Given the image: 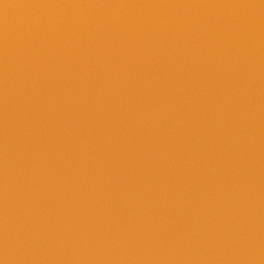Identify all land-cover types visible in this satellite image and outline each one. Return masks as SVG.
<instances>
[{
	"label": "water",
	"instance_id": "water-1",
	"mask_svg": "<svg viewBox=\"0 0 264 264\" xmlns=\"http://www.w3.org/2000/svg\"><path fill=\"white\" fill-rule=\"evenodd\" d=\"M0 264H264V0H0Z\"/></svg>",
	"mask_w": 264,
	"mask_h": 264
}]
</instances>
